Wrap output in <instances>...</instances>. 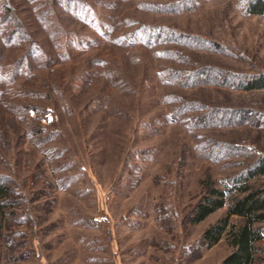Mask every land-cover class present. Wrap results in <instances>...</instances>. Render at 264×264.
Segmentation results:
<instances>
[{
    "label": "rangeland",
    "instance_id": "obj_1",
    "mask_svg": "<svg viewBox=\"0 0 264 264\" xmlns=\"http://www.w3.org/2000/svg\"><path fill=\"white\" fill-rule=\"evenodd\" d=\"M251 1L0 0V264L223 262L190 214L264 159Z\"/></svg>",
    "mask_w": 264,
    "mask_h": 264
},
{
    "label": "trees",
    "instance_id": "obj_2",
    "mask_svg": "<svg viewBox=\"0 0 264 264\" xmlns=\"http://www.w3.org/2000/svg\"><path fill=\"white\" fill-rule=\"evenodd\" d=\"M5 11L11 12L6 7ZM252 15H264V0H252L248 6ZM246 90L264 89V77L248 80ZM256 170L249 167L245 172L248 177L241 180L236 177L223 188L215 185L211 177L204 182V191L199 201L193 206L191 222L199 224L220 209H226L225 217L212 224L203 234V242L208 248L224 240L232 252L221 264H256L257 244L264 239V186L250 181L264 175V159L257 161ZM9 189L0 185V210L8 203Z\"/></svg>",
    "mask_w": 264,
    "mask_h": 264
}]
</instances>
